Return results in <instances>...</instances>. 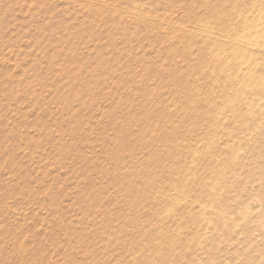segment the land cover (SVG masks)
I'll list each match as a JSON object with an SVG mask.
<instances>
[{
  "label": "rangeland",
  "instance_id": "obj_1",
  "mask_svg": "<svg viewBox=\"0 0 264 264\" xmlns=\"http://www.w3.org/2000/svg\"><path fill=\"white\" fill-rule=\"evenodd\" d=\"M263 3L0 0V264H264V122L217 98Z\"/></svg>",
  "mask_w": 264,
  "mask_h": 264
},
{
  "label": "bare ground",
  "instance_id": "obj_2",
  "mask_svg": "<svg viewBox=\"0 0 264 264\" xmlns=\"http://www.w3.org/2000/svg\"><path fill=\"white\" fill-rule=\"evenodd\" d=\"M259 4H260V2H259ZM262 5L264 7V3ZM256 21L258 22L257 25H260L262 27L259 31L253 30L252 29L253 27L252 28L247 27L243 30V31H248L247 34L243 35L240 38L235 39L234 45L238 50H235V47L232 46L233 51L231 54H232V58H233L232 67L234 66L236 68V70L230 72L228 69H225L224 67H222L223 68V71H222L223 75L221 76L220 80H222V82H224V85L222 84V86L220 87V85L218 84V86H217V88L219 89L218 90L219 92L217 93V95H219V94H222V95H219V96L216 95L217 98H225L224 95L229 94L230 98H227V100L224 101V103L226 104L227 107H229V105L232 104V106H230L229 110H228V112H229L228 119H230L231 121L228 120V122L230 121L233 124L234 123L237 124L240 128H244V131L249 130L248 129L249 124L258 123V122H261L260 124H262V122H264V73H259V71L261 69L259 70L257 68L258 65L255 64L256 58L254 57V55L256 53H258L260 49H262V41L264 40V9H262L258 13V17H257ZM220 41L221 40H219L218 37L212 39V43L215 42L214 44L219 43ZM243 65H246V66H245V73L242 74L241 72L243 69V67H242ZM228 112H227V114H228ZM261 126L264 127L263 124ZM250 129H251V127H250ZM259 130H261V132H256L255 130H253L252 133L248 132L249 134H247L246 136L251 138V137L263 135L264 134V128L263 129L259 128ZM232 131H231V133H232ZM241 133H244V132L242 131ZM223 134H225V133H223ZM228 135L229 134H227V136L225 135L226 138L227 137H233L232 135H229V136ZM230 139H232L231 141H235V140H233L234 138H230ZM262 139L264 140V137ZM237 140H238V138H237ZM222 141L224 142V140H222ZM238 141H240V140H238ZM222 143H221V145H222ZM261 143L263 144L264 141H262ZM236 145H238V144H236ZM216 147H218V146H216ZM226 148L228 150L232 151L234 149V146H228V143H226ZM227 149H225V151ZM234 150H236V149H234ZM237 150H236V153H237ZM228 153H229V151H228ZM232 153L234 154V152H232ZM232 153H230V154H232ZM258 153H260V152H258ZM253 159H255V158H253ZM233 160H234V158H233ZM233 160L231 162L232 163L231 169H233L234 167L235 168L240 167L241 169L248 168V164L245 163L243 161V159H240L237 157L234 161ZM260 170H261V166H260ZM226 176H227V174H226ZM225 179H227V178H225ZM258 185H259V183H258ZM226 196H227V194H226ZM214 197H215V195H214ZM262 198H263V196H262ZM246 215H247V213L244 215L245 216L244 218L248 217ZM248 218H251V217H248ZM252 218H253V216H252ZM242 219H243V216H242ZM242 222H240V223H242Z\"/></svg>",
  "mask_w": 264,
  "mask_h": 264
}]
</instances>
